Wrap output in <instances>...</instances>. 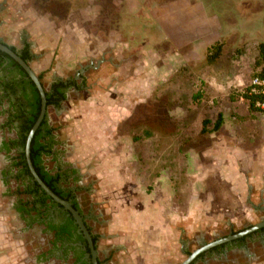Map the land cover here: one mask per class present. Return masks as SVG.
Instances as JSON below:
<instances>
[{"label":"rangeland","instance_id":"1","mask_svg":"<svg viewBox=\"0 0 264 264\" xmlns=\"http://www.w3.org/2000/svg\"><path fill=\"white\" fill-rule=\"evenodd\" d=\"M263 37L264 0H0L1 40L17 48L30 44V67L47 89L55 80L76 84L46 113L55 148L81 175L77 199L98 237L102 264H179L200 243L254 225L264 215V204L254 213L244 202L243 186L239 212H232V198L228 209L216 204L199 216V205H206L196 204L190 228L186 221L191 245L186 233L175 244L161 245L153 214L163 194L158 171L170 165L182 178L185 149L202 144L192 138L200 119L216 117L218 104L206 96L227 103L232 94L244 120L246 104L239 96L256 76L251 39ZM255 121L252 113L240 131L264 130V122L252 128ZM7 134L0 128V139ZM9 161L0 153V168ZM181 182L187 192V181ZM15 188L0 178V264H36L50 237L41 226L26 227L13 208ZM197 191L210 199L216 190L206 189L207 196ZM258 240L207 264H264V239Z\"/></svg>","mask_w":264,"mask_h":264},{"label":"crops","instance_id":"2","mask_svg":"<svg viewBox=\"0 0 264 264\" xmlns=\"http://www.w3.org/2000/svg\"><path fill=\"white\" fill-rule=\"evenodd\" d=\"M263 38L251 40H254L253 42L256 44ZM205 93L208 95V90ZM232 96L231 94L228 97L227 103H219L216 94L210 93L206 96L209 102H216V106L218 104L217 114L214 119L204 115L200 119V127L192 138L196 136V139L199 138L198 140L202 144L200 148L191 144L185 149L183 177L177 178L175 169L173 170L170 165L158 171L161 175H159L160 178L157 177L156 183L157 187L163 190V194L158 197L156 213L153 212V214L157 216L154 225H157L161 230L159 244L170 241L175 244L176 239L181 241V236L186 233L189 238L187 244L191 245L192 232L188 230L187 225L190 228L196 204L206 205V210H202L205 207L199 205L197 213L199 216L208 213L211 210L210 207L219 205L218 197L224 196L228 197V204L232 198L230 204L232 212H239L240 204L243 202L239 189L243 186L248 189L244 202L252 206L254 213L257 205L264 204V130L240 131L242 124H249L248 121L252 113L258 119L255 121L256 123H252V128L256 127L259 122L260 125L263 124L264 115L259 109L249 108L247 100H240L241 102L245 101L244 104L248 105L243 106L248 116L245 115L242 121L243 114L246 113L237 110L235 107L237 102L232 101ZM208 101L204 102L208 104ZM189 112L191 111H187V113ZM191 119L192 117L189 116L190 121ZM185 124H188V118H186ZM261 126L264 127V124ZM161 177H163L162 181ZM185 180L189 186L187 192L179 188L180 182ZM210 187L216 190L212 192L214 198L206 199L202 198L203 195L199 196L201 193H198L197 190H201V192L203 190L202 193L205 192L204 195L207 196L208 191L205 190ZM258 188L260 191H257ZM255 196L259 197V201H256ZM225 205H221L222 208L228 209ZM181 220L184 221V227L180 225ZM164 233L167 238L162 239ZM183 250H185L184 247L181 251Z\"/></svg>","mask_w":264,"mask_h":264},{"label":"trees","instance_id":"3","mask_svg":"<svg viewBox=\"0 0 264 264\" xmlns=\"http://www.w3.org/2000/svg\"><path fill=\"white\" fill-rule=\"evenodd\" d=\"M220 43H218V47L221 45ZM8 47L12 51L16 52L14 46L8 45ZM19 55L26 62H28L31 59V53L28 44L24 46L23 50L20 52ZM216 55H217V50L208 53V58H207L208 62H213ZM254 55H255L254 66L256 69L255 75L259 77H264V38L258 40L257 43L255 44ZM5 57L10 61V65H13L14 67L20 69L22 74L26 75L24 70L16 61H14L10 56H8L7 54H5L0 50V64L2 63V58ZM39 79L41 81L40 76ZM26 82H28L27 97L29 98V104L27 105V107H25L23 104L19 103L18 101L16 104L11 103L6 108L4 107L0 108V115L6 114L3 123L0 125V128L6 126L9 127L10 129L14 127L17 131L16 132L17 134L14 136V138L4 137L1 140L0 152H4L6 155H8L11 150H15L14 156L9 157L8 155L7 157L11 158L12 165L18 168L17 176L21 178L23 177V175H28L31 178L25 158L24 149H25V143L28 132L35 123L41 107L40 95L35 84L31 79H27ZM41 84L45 89L47 108L50 106L58 107L60 105V102L65 99V93H64L65 87L63 83L61 81H54L51 84L50 88L48 89H46L42 81ZM2 85H3L4 94L8 95V91L12 89V86L10 85L9 82L5 83L3 81H0V86ZM23 89H25L24 86ZM246 98L248 99L249 102V108L258 110V108L254 106V102L256 101L257 97L246 95ZM53 130L54 129L48 123L47 113H45L44 118L42 119L38 128L34 132L30 142V147H29L30 160L34 170L36 171L40 179L57 196H59L64 200H68L72 197V191L70 190L69 187L66 186V182L60 183L61 178L68 177L67 176L68 174L66 171H62L61 167H59L58 166L59 164L56 162L57 156L54 150L58 141H56L55 139ZM49 161L52 162V166L49 165L50 164ZM72 172H74V170H72ZM3 174H6V172L4 171ZM25 186L26 188H24V183L18 185V190H17L18 198L16 200L18 206H16V208L21 212L22 214L21 217L25 220V222L30 224L29 228L35 224V221H38L44 226L42 232L48 233L50 237L48 241L50 246L48 245L45 250H43L40 254H37L36 256L37 261L45 262L49 258H52L53 257L52 253H54L57 248H60V246L58 245V241L64 240L66 242H74L75 237H77V239L83 242L84 246L86 247V251L88 252L89 248L87 246L86 240L82 237V234L76 235L75 233L77 225L74 223V218L71 215H68L64 220L65 221L64 224H59V225L53 222L51 218L47 219L48 211H46L45 209H41V206L46 204L47 200L51 201L52 203L54 201L49 196H47L44 191L40 189L39 185L35 181ZM25 193H29L30 196H32V200H25L24 198ZM19 196H21V198ZM218 200H220V197H218ZM226 201L222 202L220 200L219 204L220 205L226 204L225 206H227L228 202ZM40 202L42 203L41 205ZM71 204L76 210H78L77 207L78 203L75 198L73 199V202ZM24 213L27 214V217L23 216ZM93 243H95L94 239H93ZM219 246L220 245L215 246L213 247V249H216ZM69 248L70 247L68 246L64 249V255L67 254V250ZM213 249L211 248V250ZM202 254L203 253H200L196 259L201 257ZM82 256H83L82 250L80 249L75 250L74 262L72 264H77V263L92 264L90 261L86 259H82ZM97 263L99 264L100 261L97 260Z\"/></svg>","mask_w":264,"mask_h":264},{"label":"flooded vegetation","instance_id":"4","mask_svg":"<svg viewBox=\"0 0 264 264\" xmlns=\"http://www.w3.org/2000/svg\"><path fill=\"white\" fill-rule=\"evenodd\" d=\"M0 42L3 43V44H7L4 41H2L1 38H0ZM26 44L29 45V50H30V53H31V59L27 62V63H29L32 60V58L34 57L33 54H32V52H31L30 44L28 42H25L24 41L19 48L15 47V46L14 47H15V50H16L15 53L17 55H19L20 52L23 50V48H24V46ZM8 45L9 44H7V46ZM27 79H30L27 76V74L26 75L22 74V72H21L20 69L14 67L13 65H10V61L6 57L5 58H2V63L0 64V81H3L5 83L6 82H9L10 85L12 86V89H10L8 91V95H5L4 94V90H3V85L0 86V108L1 107L6 108L11 103H15L16 104L18 101H19V103H21L25 107H27V105L29 104V98L27 97V93H28V82H26ZM55 81H61L63 83L64 87H65L64 88L65 99L60 102V104H61L63 101L66 100L68 91H70L73 88H76V87H74V86H76V84H73V82H72V80L70 78L69 79H66V80H55ZM53 82L54 81H52V83ZM51 84L49 85V88H50ZM23 86L25 87V89H23ZM23 92H25V93H23ZM51 107H53V106H51ZM2 116H3V119H2V121H0V125L3 123V120L5 119L6 114H4ZM2 128H6L7 131H8V134L4 136L6 138L7 137L14 138V136L17 134L16 133L17 131H16V129L14 127L9 129V127H6L5 126V127H2ZM3 138L0 139V142H1V140ZM14 151L15 150H11L9 152V154H8L9 157L10 156L11 157L14 156ZM54 151L56 152V156H57V161L56 162L59 164L58 166L61 167L62 171H66L67 174H68L67 175L68 177H66V178L65 177H62L61 180H60V183L66 182V186L69 187L70 190L72 191V197L70 199H68L67 201H69L70 203H72L73 202V199L75 198L76 201H77V203H78L77 191L79 190V187H80L79 184H78V182H79V180L81 178V175L79 173V170H78L77 167L73 166L72 164H70V163L62 160L61 153H60V151L58 149L55 148ZM0 153L5 154L4 152H0ZM8 155H6V156H8ZM9 157H7V158H9ZM17 169L18 168H16L15 166L12 165V160L10 158L9 163L7 165H5V166H3V167L0 168V178H1V181L5 185H9V184H15L16 185V188L14 189V192H13L14 195H15V199H14V203H13V208L16 210V213L19 214V217L22 218L21 217L22 216L21 212L19 210H17V208H16V206H18V203H16V200L18 198L17 197L18 196V193H17L18 185L21 184V183H24V188H26L25 185H29V184L33 183L34 180H33V177L31 175V173H30L31 178L28 175H23L22 178L21 177H18L17 176ZM72 170H74V172H72ZM4 171L6 172V174H3ZM73 183H76L77 185H73ZM19 197L21 198V196H19ZM24 198H25V200H32V196H30L29 193H25ZM41 204L42 203L40 202V205ZM60 206H59V204L57 205L56 202L54 204V202L52 203L51 201H48L47 200L46 201V204H44V205L41 206V209H45L46 211H48V217H47V219H50L51 218V220H53V222H55L56 224L59 225V224H64L65 218L68 215H71L68 210L64 209L63 206H61V207ZM77 207H78V210H79V211L78 210L77 211L80 212L79 214L82 216L83 222H84L87 230L89 231V233L91 235L92 241H93V239L95 241V243H93V246H94V249L96 251V249H97L96 243H97V238L98 237L92 232L91 227L89 226L88 221H87L88 220V217L83 214L82 210L80 209L79 203H78ZM66 211H68V212H66ZM23 216L24 217H27V214L24 213ZM263 221H264V215L261 217V219L258 221V223L259 222H263ZM74 223L76 224L75 219H74ZM29 225H30L29 223H26V227L29 228ZM34 225L41 226L42 227V230L44 228V226L41 223H39L38 221H35V224ZM251 226H253V225L245 226L244 228H242L240 230H237V231L230 230L225 235L220 236V237H217V238H215L212 241H215V240H218V239H221V238H226L228 236L237 234L239 232H242V231L248 229ZM75 233H76V235L82 234V237L85 239L83 233L78 230V226L76 228ZM45 234L49 236L48 233H45ZM256 237L259 238L258 241H260V242L263 241V239H264V226H262V227H260V228H258L256 230H254V231L245 233L242 236H239V237H236V238H233V239H230V240H227V241L218 243V244H216L214 246H211L210 248H208V249H206V250H204V251L201 252V253H203L201 255V257H199L198 259H196L197 256L200 254L199 253L189 264H193V262H195L197 260L202 261L203 264H207V262L209 260H211L212 257H216V258H218L220 260L222 257L224 258V256L226 254H228V253L239 254L240 252H244L245 251L244 250L245 246L249 242H252ZM212 241H209V242H212ZM209 242L200 243V245L198 246V248L201 247V246H204V245L208 244ZM48 245L50 246L49 243H47V246ZM58 245L60 246V248H57L55 250V252L52 253V256H53L52 258H49L45 262H38L37 259H36L35 263L36 264H46V263L49 262V260L55 259L59 264H72L74 262L75 250L80 249L83 252L82 259H86V260L90 261L93 264V262H92V255L90 253V249L87 252L86 251V247L84 246L83 242L81 240L77 239V237H75V241L74 242H66L64 240L58 241ZM218 245H220L218 248L213 249V247L218 246ZM68 246L70 248L67 250V254L64 255V249L66 247H68ZM87 246H88V244H87ZM211 248L213 250H211ZM69 258L71 259L70 262H68V259ZM96 260L100 261L99 258H98V256H97V251H96ZM246 260L247 259H245L244 262H241V261L240 262L242 264H247L246 263ZM99 264H102V262L100 261ZM233 264H235V263H233Z\"/></svg>","mask_w":264,"mask_h":264},{"label":"water","instance_id":"5","mask_svg":"<svg viewBox=\"0 0 264 264\" xmlns=\"http://www.w3.org/2000/svg\"><path fill=\"white\" fill-rule=\"evenodd\" d=\"M0 50L4 53H6L8 56H10L13 60H15L22 68L23 70L26 72L27 76L33 81V83L35 84L39 95H40V99H41V107H40V112L39 115L35 121V123L33 124V126L31 127L30 131L28 132L27 138H26V143H25V158H26V162H27V166L28 169L33 177V180L39 185L40 189L42 191L45 192V194L47 196H49L54 202H56L57 204L61 205L64 207V209L68 210L69 213L73 216V218L75 219V222L78 226V230L81 231L87 241L88 247L90 249V253L92 255V262L93 264H97V260H96V251L94 249L93 246V241L91 238V235L89 233V231L87 230L82 216L79 214V212L73 208V206L71 205V203L67 200H64L62 198H60L59 196H57L41 179L40 177L37 175L36 171L34 170L31 160H30V142L31 139L33 137L34 132L36 131V129L38 128L40 122L42 121V119L44 118V115L47 111V106H46V97H45V89L43 88L41 81L39 79V77L36 75V73L33 71V69L30 67V64L27 63L26 61H24L19 55H17L14 51H12L7 45L3 44L0 42ZM264 226V221L263 222H259L254 224L253 226L249 227L248 229L239 232L237 234L228 236L226 238H221L212 242H209L208 244L201 246L197 249H195L194 251H192L181 263L179 264H189L199 253H201L202 251L210 248L211 246H214L218 243L242 236L245 233L254 231L260 227Z\"/></svg>","mask_w":264,"mask_h":264},{"label":"built area","instance_id":"6","mask_svg":"<svg viewBox=\"0 0 264 264\" xmlns=\"http://www.w3.org/2000/svg\"><path fill=\"white\" fill-rule=\"evenodd\" d=\"M247 96H256L254 106L264 113V77L255 76L246 90H243L239 99L245 100Z\"/></svg>","mask_w":264,"mask_h":264}]
</instances>
